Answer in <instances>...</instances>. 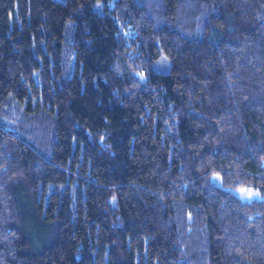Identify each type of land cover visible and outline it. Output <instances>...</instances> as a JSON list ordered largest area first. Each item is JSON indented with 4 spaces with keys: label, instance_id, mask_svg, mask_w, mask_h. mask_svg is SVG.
I'll return each instance as SVG.
<instances>
[{
    "label": "trees",
    "instance_id": "1",
    "mask_svg": "<svg viewBox=\"0 0 264 264\" xmlns=\"http://www.w3.org/2000/svg\"><path fill=\"white\" fill-rule=\"evenodd\" d=\"M236 186L264 190V0H0V264H264Z\"/></svg>",
    "mask_w": 264,
    "mask_h": 264
},
{
    "label": "rangeland",
    "instance_id": "2",
    "mask_svg": "<svg viewBox=\"0 0 264 264\" xmlns=\"http://www.w3.org/2000/svg\"><path fill=\"white\" fill-rule=\"evenodd\" d=\"M55 1V0H54ZM58 2H63L64 0H56ZM96 5H98L96 3ZM166 68L167 65L162 63L161 60H158V63L155 67L156 70H158L159 72H166ZM210 180H212L213 182L216 183H220L219 180V175L217 173H214L210 176ZM228 190H230L235 196H237L239 199L241 200H264V190H260V189H253L249 186H236L233 188H229Z\"/></svg>",
    "mask_w": 264,
    "mask_h": 264
}]
</instances>
